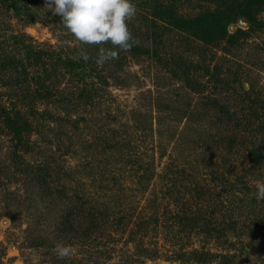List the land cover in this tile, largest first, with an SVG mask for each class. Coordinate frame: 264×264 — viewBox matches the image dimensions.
Masks as SVG:
<instances>
[{"label":"rangeland","instance_id":"obj_1","mask_svg":"<svg viewBox=\"0 0 264 264\" xmlns=\"http://www.w3.org/2000/svg\"><path fill=\"white\" fill-rule=\"evenodd\" d=\"M245 1L135 0L83 66L47 0H0V264H264V6L205 27Z\"/></svg>","mask_w":264,"mask_h":264},{"label":"clouds","instance_id":"obj_2","mask_svg":"<svg viewBox=\"0 0 264 264\" xmlns=\"http://www.w3.org/2000/svg\"><path fill=\"white\" fill-rule=\"evenodd\" d=\"M46 5L60 16V23L80 43L112 46L98 47L97 64L115 59L117 50L127 51L133 46L128 21L137 13L135 0H47ZM78 58L89 60L87 51L81 49ZM255 197L264 199V182L256 185ZM57 251L66 255L59 248Z\"/></svg>","mask_w":264,"mask_h":264},{"label":"trees","instance_id":"obj_3","mask_svg":"<svg viewBox=\"0 0 264 264\" xmlns=\"http://www.w3.org/2000/svg\"><path fill=\"white\" fill-rule=\"evenodd\" d=\"M264 6V0H246L243 4V7L240 8L239 6V12H237L232 20L235 21L237 18H243L247 21L248 23V28L243 30L241 28H237L234 32L232 33H227L226 32V26L229 22H210L209 26H205L208 31H216V35L215 38L216 40L222 38L225 39V46H236L238 45L237 42V37L240 36L241 34H245L248 33L249 31H252V27L255 28L254 23L256 24V22H253L255 20V14L252 12L251 9H253V11H256L257 8L260 9V7ZM148 5H145V8L143 10H140L141 12H147L148 11ZM149 14V13H147ZM151 15V14H149ZM233 15V14H232ZM152 18H154V20H161V18H159L158 16H156V14H152ZM166 23V22H165ZM196 33V32H195ZM262 44V43H261ZM264 46V43H263ZM93 48L91 50H93V52L91 54H88L89 56L98 53V47L96 45H88L87 50L89 48ZM230 49V48H229ZM72 57V56H71ZM87 62H84V60H82V64L81 65H88V64H84ZM242 82H245L243 84H246L247 86H249L250 89L253 88V82L250 79L247 80H241Z\"/></svg>","mask_w":264,"mask_h":264}]
</instances>
